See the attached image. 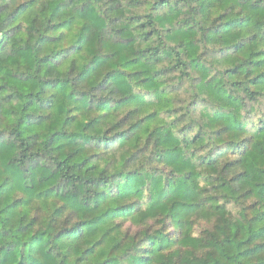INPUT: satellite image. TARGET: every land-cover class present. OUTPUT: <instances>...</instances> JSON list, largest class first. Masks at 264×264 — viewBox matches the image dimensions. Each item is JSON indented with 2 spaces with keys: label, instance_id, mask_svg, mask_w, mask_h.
I'll use <instances>...</instances> for the list:
<instances>
[{
  "label": "trees",
  "instance_id": "obj_1",
  "mask_svg": "<svg viewBox=\"0 0 264 264\" xmlns=\"http://www.w3.org/2000/svg\"><path fill=\"white\" fill-rule=\"evenodd\" d=\"M0 264H264V0H0Z\"/></svg>",
  "mask_w": 264,
  "mask_h": 264
},
{
  "label": "rangeland",
  "instance_id": "obj_2",
  "mask_svg": "<svg viewBox=\"0 0 264 264\" xmlns=\"http://www.w3.org/2000/svg\"><path fill=\"white\" fill-rule=\"evenodd\" d=\"M0 43H1V40H0Z\"/></svg>",
  "mask_w": 264,
  "mask_h": 264
}]
</instances>
